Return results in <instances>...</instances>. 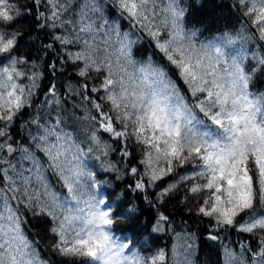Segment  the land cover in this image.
I'll return each instance as SVG.
<instances>
[{
    "label": "snow or ice",
    "instance_id": "snow-or-ice-1",
    "mask_svg": "<svg viewBox=\"0 0 264 264\" xmlns=\"http://www.w3.org/2000/svg\"><path fill=\"white\" fill-rule=\"evenodd\" d=\"M231 7L240 27L198 40L185 27L184 0H0V264H48L23 233L21 209L49 218L53 251L70 264H194L192 234L178 233L170 250L145 254L113 233L138 209L123 216V193L112 201L97 194L85 160L115 152L128 162L121 168L108 160L103 170L128 176L131 191L172 176L159 202L183 186L182 202L192 197L196 213L209 219L208 239L232 229L255 241L242 240L239 251L222 243L223 264H264V91L252 88L264 73V0H233ZM25 17L49 38L38 51L53 55L51 73L72 67L78 79L67 95L85 102L72 105L83 115L67 113L55 83L37 108L44 73L17 53ZM135 32L150 38L183 88L151 58H133ZM28 108L37 110L21 120ZM17 127L23 140L13 134ZM133 146L138 166L130 165ZM168 223L158 213L152 231Z\"/></svg>",
    "mask_w": 264,
    "mask_h": 264
},
{
    "label": "trees",
    "instance_id": "trees-1",
    "mask_svg": "<svg viewBox=\"0 0 264 264\" xmlns=\"http://www.w3.org/2000/svg\"><path fill=\"white\" fill-rule=\"evenodd\" d=\"M27 0H19L21 5ZM233 0H198L197 4H193V0H184L185 5V27L189 30L197 32L198 40L211 39L214 36L225 31H234L236 25L241 22L240 12L236 8L231 7ZM20 29L24 32L23 38L19 41L17 53L20 56L28 57L35 61L39 66V70L44 73L40 80V87L37 90L36 100L38 101L37 108L43 104L44 94L49 88L50 83L57 85V92L65 94L62 98L65 100L64 108L67 113L75 112L77 116L84 114L79 107L73 108V103L77 105L85 103L80 97L71 98L67 95L68 83L75 84L77 77L74 75L72 67L69 65L64 70L63 75L57 73L53 75L48 69L47 64L53 60V55L49 53L46 57L42 51H38L41 42H50L45 32L35 28L36 21L31 17H25L18 22ZM127 29V22L121 21ZM39 36V39L36 37ZM132 39L136 41L133 46V58L137 61H147L151 58L154 62L164 66L169 75L182 88L183 84L179 77L174 74L173 69L162 58V55L154 47V44L146 34L135 32ZM255 43V42H253ZM251 47V45H249ZM253 91H264V73L258 74L252 86ZM37 108H28L21 116V120H27L34 114ZM45 109L44 111H49ZM53 115L55 113L53 112ZM69 128L72 127L71 120L68 121ZM13 134L18 136V139L23 140L24 132L20 128H14ZM107 139V136L104 137ZM80 139H84L83 135ZM85 148L87 145H83ZM116 148L120 145L115 144ZM131 166H138V158L140 151L133 146ZM117 163L118 167L123 168V164L128 161L121 159L119 152L111 154L109 157H101L95 159L94 155L86 157V164L90 170L96 173L97 181L99 182L96 189L97 194L106 195L112 201L115 200L117 193H123V198L119 201L117 212L127 216V208L135 206L138 209L137 218L119 219L111 229L113 233L126 243L132 250H139L145 254L149 251H154L159 248L170 250L172 245L180 243L177 240L176 234L189 233L194 237V251L192 259L194 264H223L221 244H231L232 247L239 251V243L242 240L248 239L255 246V241L251 240L248 234L238 233L232 229L221 230L219 232L220 240L213 241L208 239L212 229L209 225V219L202 217L196 213V206L193 203L192 197H189L187 202H182L186 195L183 186L178 191H174L170 195L164 197L163 202H159L157 197L160 191L174 177L169 176L163 181L157 182L155 187H147L144 192L131 191L127 186L132 183L128 176L123 179H116V173L105 172L103 166L106 161ZM190 168L178 169L180 174ZM49 179L58 192L65 193L60 184L51 174ZM151 202V203H149ZM22 215V230L29 241L35 247L40 258L47 261L48 264H70L67 258L61 257L57 252L53 251L52 245L55 243V237L49 232L50 221L44 216H34L31 212L21 209ZM158 213H163L169 217V223L164 226V230L153 232ZM71 264H75L74 261Z\"/></svg>",
    "mask_w": 264,
    "mask_h": 264
},
{
    "label": "rangeland",
    "instance_id": "rangeland-1",
    "mask_svg": "<svg viewBox=\"0 0 264 264\" xmlns=\"http://www.w3.org/2000/svg\"><path fill=\"white\" fill-rule=\"evenodd\" d=\"M239 27H240V24L238 23V24L236 25V28L234 29V31L237 30ZM218 35H219V34H218Z\"/></svg>",
    "mask_w": 264,
    "mask_h": 264
},
{
    "label": "bare ground",
    "instance_id": "bare-ground-1",
    "mask_svg": "<svg viewBox=\"0 0 264 264\" xmlns=\"http://www.w3.org/2000/svg\"><path fill=\"white\" fill-rule=\"evenodd\" d=\"M197 1H198V0H193V4H194V5L197 4ZM197 5H198V4H197Z\"/></svg>",
    "mask_w": 264,
    "mask_h": 264
}]
</instances>
